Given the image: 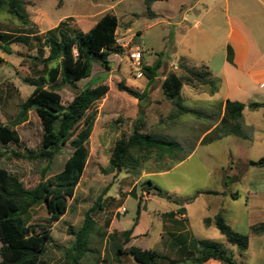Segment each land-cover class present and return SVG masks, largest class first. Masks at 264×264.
<instances>
[{"label":"rangeland","instance_id":"obj_1","mask_svg":"<svg viewBox=\"0 0 264 264\" xmlns=\"http://www.w3.org/2000/svg\"><path fill=\"white\" fill-rule=\"evenodd\" d=\"M22 1L25 3L30 20L37 26L40 34L57 27L67 19H70L71 27L87 31L105 14L114 13L120 18L118 42L120 40L119 44L124 47L122 54L109 56L111 69L94 63L91 77L79 82L77 89L66 86L60 90L63 104L67 106L79 91L87 87L99 85L109 87L108 94L90 110L96 112V119L86 139L89 142L87 168L77 187L75 198L69 202L67 214L51 224L49 232L51 240L40 264H69L66 252L75 242V236L70 234V230L79 231L83 226L85 214L94 207L96 209L92 216L97 223V233L91 246L93 250L81 260L80 264H140L130 255L119 256L116 260L117 246L123 245L127 248L131 244L125 242L123 233L133 227L139 202L147 204L148 213L142 216L138 229L141 233L150 230V240L143 242L151 245L158 252L162 249L160 243L155 245L160 241L162 229L161 222L155 217L159 211L169 212L179 206L189 205L192 216L191 235L201 239L212 238L211 231L202 221V215L207 203L217 201L216 196L201 194L190 203L191 205L176 204L157 195L151 196L150 201H146L145 197L149 196L147 191L149 181L160 188L164 195H171L181 200L193 197L200 191H220L224 187L221 179L222 167L230 159V154L254 162L264 158L263 110L257 113L246 111L247 121L255 122L259 126L258 141L249 148L232 146L228 141L201 145L206 132L220 122L224 110L223 103L211 105L194 102L195 93H207L202 87L184 86L182 91L184 105L190 112L176 120L169 118L175 111V106L162 91L163 80L170 73L186 75L179 68L181 57L207 60L208 56L221 46V42L223 43L221 33L228 27L225 19L221 20L214 10L199 30L190 31V23H184L181 28H177L169 24L174 21L149 18L145 0ZM204 1L213 3L215 0ZM197 2L199 0H173L169 8L161 6L158 9L166 10L169 16H173L172 8L175 9L180 4L189 7ZM175 12L173 19L177 21L180 16ZM215 27L219 29L216 30ZM130 28L132 32L128 30ZM26 32L28 31L24 30L15 18L6 13L0 14V33L14 36L27 34ZM39 48L40 45L35 42L30 45L13 43L11 54L5 53L0 48V125H8L16 130L21 139L20 144L11 143L5 146L0 143V169L7 170L27 189H34L43 179H49L60 173L75 150L70 142L62 145L61 152L51 167L47 161H32L23 156L26 149L38 151L42 147L43 126L35 110L28 113L27 121L20 124L16 122L21 103L34 91V87L26 84L24 79L33 75L29 56L37 54ZM137 50L142 52V65L149 67L158 59L162 61V67L156 79L149 85L142 101L145 132L177 141L188 150L201 145L189 158L170 171L155 173L158 167L171 164L172 159L162 162L150 161L146 169L139 172L123 170L121 173H115L109 170L111 152L116 141L131 134L133 124L141 110L140 102L127 93L120 92L118 84L123 82L127 87L141 94L145 90V85L149 83L145 76L138 77L141 69L135 67L132 59V53ZM186 62L189 68L205 72L204 65L189 60ZM222 63L223 57L217 54L211 65L215 68ZM193 111H200L203 116L197 117ZM251 115H255L254 121ZM246 167L242 165L238 168L244 171ZM49 168L48 173L44 175ZM225 184L231 185L228 181H225ZM236 187L242 192L241 199L234 202L226 200L225 204H232V206L227 205L230 209L229 218L236 220L238 232L250 236V247L246 251L239 250L242 255L237 253V248L235 254L239 264H264V236L253 235L249 229L251 222L257 225L264 224V167L251 168L245 179ZM247 191L254 192L251 200L252 214L248 212L250 207L247 202ZM97 204L100 206L97 207ZM122 207L127 208V213L123 215L120 213ZM49 219L46 206L41 204L31 211L29 224L46 225ZM163 219L165 239H170L172 221L166 216ZM157 264L163 262L159 261Z\"/></svg>","mask_w":264,"mask_h":264},{"label":"trees","instance_id":"obj_2","mask_svg":"<svg viewBox=\"0 0 264 264\" xmlns=\"http://www.w3.org/2000/svg\"><path fill=\"white\" fill-rule=\"evenodd\" d=\"M157 1L168 0H145L149 18L157 16L153 11V4ZM3 13L15 18L21 27L28 31L27 34L14 36L0 33V48L5 53H12L13 43L30 45L35 42L40 45L37 54L29 56L33 75L24 79L26 84L34 87V91L21 103L16 122L20 124L27 121L28 113L35 110L43 126L42 147L38 151L26 149L23 156L32 161H47L51 167L60 154L62 145L70 142L75 147L64 169L49 179H43L34 189L25 188L19 179L7 170L0 169V264H40L51 240L49 233L51 224L67 214L69 202L75 198L77 187L87 168L89 142L86 139L96 119V112L90 110L108 94L109 87L107 85L87 87L79 91L67 106L63 104L60 90L66 86L77 89L79 82L91 77L94 63L111 69L109 56L124 52L117 35L120 18L114 13H107L87 32L71 27L70 19H67L57 27L40 34L37 26L30 20L22 0H0V14ZM231 56L232 52L229 50L230 62H232ZM186 61L182 58L179 65L186 75L170 73L161 85L164 95L172 100L175 106V111L169 116L171 120H176L190 112L184 105L182 96L184 86L202 87L211 95L218 93L220 89L219 82L212 77L208 67L203 66L205 72H200L195 70L196 68H189ZM161 67L162 61L158 59L153 66L142 65L140 72L149 82H153ZM118 90L137 99L141 110L133 124L131 134L115 143L109 164L111 172L121 173L123 170L139 172L146 169L150 161L162 162L172 159V163L168 166H161L155 170V173L166 172L192 155L195 148L188 150L177 141L145 132L142 101L146 91L140 94L123 82L118 84ZM246 107L256 111L264 109V103L255 102L246 105L228 100L223 108L220 124L214 132L202 139L201 144L207 145L230 135L251 139L254 128L245 124ZM20 142L16 130L8 125H0L1 144L7 146ZM251 165L264 166V158L258 162H251ZM49 170L50 168L44 175ZM147 185L148 194L166 198L180 205L194 202L201 194H221L217 191H200L193 197L181 200L171 195L165 197L164 192L151 181L147 182ZM41 204L46 206L50 215L48 223L30 225L31 211ZM99 206L100 204H97V207ZM95 209L96 207L85 214L83 226L79 231L70 230V234L75 236V242L66 252L69 264H80L81 260L93 250L91 246L97 233V223L92 216ZM141 210L142 204L139 202L133 227L123 233L126 243L131 241L130 237L138 224ZM181 211L185 212L184 208H181ZM209 222L206 220V224ZM214 223L228 241L236 245L240 251L249 249L250 236L235 231L222 214L215 217ZM255 231L264 232V225ZM198 244L200 245L198 256L193 258L191 264H205L209 261L239 264L234 253L218 242L202 240L198 241ZM123 255L132 256L140 264H157L163 258L153 249L144 250L137 246L125 248L123 245H118L116 260Z\"/></svg>","mask_w":264,"mask_h":264},{"label":"crops","instance_id":"obj_3","mask_svg":"<svg viewBox=\"0 0 264 264\" xmlns=\"http://www.w3.org/2000/svg\"><path fill=\"white\" fill-rule=\"evenodd\" d=\"M172 2L173 0L155 2L153 4V11L157 16L153 19L162 18L164 20H169V22L174 21L172 23L170 22L169 24L177 28H181L184 23H190V31L193 29L199 30L201 25L204 24V22L210 17L211 13L216 10V12L220 16V19H225L226 23L228 24V27L224 30L223 33H221L223 35V43L221 42V46L216 51L211 53V55L208 56L207 60L199 61L191 58L187 59L185 57H181V59L184 58L196 64L208 67L209 71L212 74V77L216 79L220 85L219 92L214 95H211L209 93H195L194 102L211 105L216 103H223L224 106L228 100L244 103L246 105L255 102L264 103V0H215L213 3L199 0V2H197L195 5H191L189 7H187V5L185 4H180L175 9L172 8L174 12L176 11L175 14L180 16V19H178L177 21L173 19L175 18L174 12L173 16H169L166 10L158 9V7L161 6H167V8H169V6L173 4ZM198 3H200V5H198ZM192 24L194 26H192ZM215 28L216 30L219 29L218 27ZM128 30L131 32L133 31L132 28ZM83 31L87 32L86 30ZM139 35H141V32H139ZM210 35H212V33ZM229 50H231L232 52V62L229 61ZM217 54H220L221 57H223V63L221 64V66L214 68L211 64L212 60L215 56H217ZM139 73L140 72H138V77H140ZM151 83L152 82H149L145 85L144 91H147ZM247 110L250 109L246 107V109L244 110L245 124L254 128V135L251 139L236 135H230L207 145H212L213 143L220 141H228L232 144V146H239L244 148L253 147L254 142L258 141L257 130L259 129V126L255 122L247 121ZM260 110L264 111V109ZM260 110H256L254 112L257 113ZM193 113L197 117L203 116L200 111H193ZM251 116L252 120L254 121L255 115ZM219 124L220 122H218L210 130H208L206 132V135L214 132ZM198 146L195 148L194 152L198 149ZM251 162L254 161H248L244 158L242 159L241 157H234L233 154H230V159L227 161L225 166L222 167L221 179L222 182H224V187L222 190L217 191L221 194L214 195L218 198L216 202H209L204 206V212L202 215V221L204 225L211 231L212 238L201 239L191 235L192 216L188 207L189 205H186L185 207L179 206L178 208L172 209L169 212L159 211L155 214V217L159 222H161L162 225L160 241L155 243V245L160 243L162 248L159 253H161L163 258L159 261L163 262V264H191L193 258L198 256L200 250L198 241L211 240L218 242L224 247L231 250L235 255V259L239 263V259H237V255L235 254V251L238 247L236 245H232L228 241L227 237L224 236L216 228L214 220L217 215L222 214L227 220L228 224L235 231H239V228H237L236 226V220L233 218H229L228 213L230 212V209L227 208V205L230 204V206H232V204L228 203L226 205L225 203L226 200H231L234 202L241 199L242 192L236 187V185L241 183L245 179L247 173L251 168L259 167L251 165ZM242 165L247 166L244 171H241L238 168ZM262 167L264 166H260V168ZM225 181H228L231 185L225 184ZM148 195V197H145L146 201H150L151 196H154L153 194ZM233 195H236V197H234ZM246 195L247 202L250 207L248 209V212L249 214H252L253 210L251 207V200L254 197V192L247 191ZM181 208H184L185 212L181 211ZM147 213V204L143 203L138 224L134 227V230L130 237L131 244L129 247L137 246L144 250H154L151 245L144 243L145 241L150 240V230H144V232L141 233L138 229L142 216ZM169 214H171V216H169ZM165 216L170 218V220L172 221L173 228L171 229V231H169L170 239H165L164 236L165 232L163 231V229L165 223L163 218ZM206 220H209L210 222L206 224ZM261 225L264 224L257 225L251 222L249 226L251 234L260 237L264 236V232L259 233L255 231V229H257ZM188 236L189 238H186ZM239 250L240 249L238 248L237 253L239 255H242L240 254ZM205 264L222 263L218 261H209Z\"/></svg>","mask_w":264,"mask_h":264},{"label":"built area","instance_id":"obj_4","mask_svg":"<svg viewBox=\"0 0 264 264\" xmlns=\"http://www.w3.org/2000/svg\"><path fill=\"white\" fill-rule=\"evenodd\" d=\"M132 59L134 61L135 67L142 69V64H141V62H142V52L140 50H137L136 52L132 53ZM139 76L140 77L143 76L141 72L139 73ZM120 213L122 215L127 213V208L126 207H122L120 209Z\"/></svg>","mask_w":264,"mask_h":264},{"label":"water","instance_id":"obj_5","mask_svg":"<svg viewBox=\"0 0 264 264\" xmlns=\"http://www.w3.org/2000/svg\"><path fill=\"white\" fill-rule=\"evenodd\" d=\"M164 196H165V197H167L168 195H167V194H165Z\"/></svg>","mask_w":264,"mask_h":264}]
</instances>
